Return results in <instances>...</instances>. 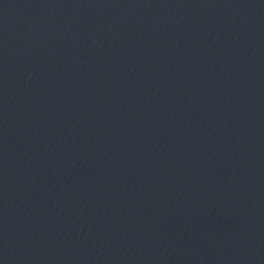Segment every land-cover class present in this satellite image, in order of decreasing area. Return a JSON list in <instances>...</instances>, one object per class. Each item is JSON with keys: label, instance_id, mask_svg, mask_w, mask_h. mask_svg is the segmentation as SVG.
I'll list each match as a JSON object with an SVG mask.
<instances>
[{"label": "water", "instance_id": "1", "mask_svg": "<svg viewBox=\"0 0 264 264\" xmlns=\"http://www.w3.org/2000/svg\"><path fill=\"white\" fill-rule=\"evenodd\" d=\"M0 264H264V0H0Z\"/></svg>", "mask_w": 264, "mask_h": 264}]
</instances>
